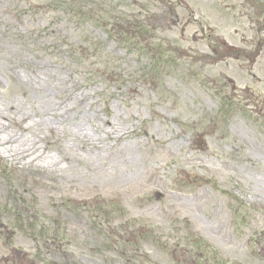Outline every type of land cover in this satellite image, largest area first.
<instances>
[{"label":"rangeland","instance_id":"rangeland-1","mask_svg":"<svg viewBox=\"0 0 264 264\" xmlns=\"http://www.w3.org/2000/svg\"><path fill=\"white\" fill-rule=\"evenodd\" d=\"M202 1L0 0V264H264V34Z\"/></svg>","mask_w":264,"mask_h":264},{"label":"flooded vegetation","instance_id":"flooded-vegetation-1","mask_svg":"<svg viewBox=\"0 0 264 264\" xmlns=\"http://www.w3.org/2000/svg\"><path fill=\"white\" fill-rule=\"evenodd\" d=\"M206 6H210L208 9L214 13L226 12L227 17H231L239 26L236 27L235 33L252 32L254 30L261 34H264V0H203ZM223 5H221L220 3ZM208 8V7H207ZM244 20H247L245 22ZM243 37L242 40H245ZM260 43L250 44L249 46H260ZM221 46H241L239 43L227 44L222 39L220 41Z\"/></svg>","mask_w":264,"mask_h":264}]
</instances>
